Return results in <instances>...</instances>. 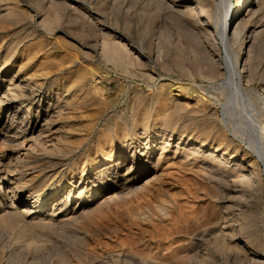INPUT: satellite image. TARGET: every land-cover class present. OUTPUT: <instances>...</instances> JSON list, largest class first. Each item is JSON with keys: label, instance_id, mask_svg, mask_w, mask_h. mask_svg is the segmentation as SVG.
Wrapping results in <instances>:
<instances>
[{"label": "rangeland", "instance_id": "obj_1", "mask_svg": "<svg viewBox=\"0 0 264 264\" xmlns=\"http://www.w3.org/2000/svg\"><path fill=\"white\" fill-rule=\"evenodd\" d=\"M236 1L0 0V264H264V0Z\"/></svg>", "mask_w": 264, "mask_h": 264}, {"label": "bare ground", "instance_id": "obj_2", "mask_svg": "<svg viewBox=\"0 0 264 264\" xmlns=\"http://www.w3.org/2000/svg\"><path fill=\"white\" fill-rule=\"evenodd\" d=\"M225 2L224 3H226V2H229V0H224ZM248 1L249 0H238V1H236V7L234 6V7H232V8H235L236 10H238V8H239V6L241 5L242 6V9H241V12H243L244 11V9H245V6H247L249 3H248ZM251 1H253V0H251ZM222 2V1H221ZM220 3V2H219ZM221 5H220V7H219V10H218V15L220 16V17H222L221 16V14H223L222 12H221V7L223 8V2L222 3H220ZM228 12H229V10H228ZM219 17V18H220ZM226 21L223 23V28L222 29H220L219 27H218V29L216 30L217 31V35H218V38L220 39V41H221V43L223 44V48H224V62H223V65H224V68H225V70H226V73H227V77H226V82H227V84L230 86V88H231V91L233 92V94L234 95H240V93H243L244 92V89L242 88V86H241V83H240V79H239V76H240V74H239V64L237 63V61H236V59H235V55H234V51H233V47H232V44H231V39L235 36V32H237V31H239L238 29L236 30L235 28V30L236 31H234V29H232L231 30V26H229V30H228V35L226 34ZM235 24V23H234ZM233 27H234V25H232ZM235 26H237L238 27V25H235ZM232 27V28H233ZM222 65V66H223ZM2 67V66H1ZM4 78V77H3ZM7 79V78H6ZM5 79V80H6ZM11 79V78H10ZM13 79V78H12ZM8 80V79H7ZM22 82V81H21ZM7 85H8V83H7ZM241 96V95H240ZM261 98V100H263V97H260ZM236 101V100H235ZM187 104V103H186ZM191 104V103H190ZM48 106V105H47ZM236 106V105H235ZM242 111V110H241ZM225 112V111H224ZM230 112V111H229ZM246 115V114H245ZM248 115V114H247ZM241 117V116H240ZM244 118H245V116H244ZM251 119V118H250ZM253 123H255V122H253ZM1 125V124H0ZM3 125H4V123H3ZM6 126H8L7 124H5ZM256 125V124H255ZM257 125H259V123H257ZM36 127V126H35ZM262 127V126H261ZM260 126H259V128H261ZM31 129V128H30ZM263 129V128H262ZM0 130H1V128H0ZM264 130V129H263ZM6 131V130H5ZM259 131V130H258ZM32 132V131H31ZM259 133V132H258ZM262 136V135H261ZM260 137V136H259ZM264 138V137H263ZM256 139V138H255ZM253 140V139H252ZM257 140V139H256ZM255 141V140H254ZM255 144V143H254ZM256 146V145H255ZM259 146V145H258ZM258 146L256 147V149L255 150H257V156H259V159L262 161V163H264V149H262V147L260 146L259 148H258ZM145 150V149H144ZM143 150V151H144ZM142 153V152H141ZM145 154V153H144ZM111 158V157H110ZM117 161V160H116ZM98 163V162H97ZM116 164V163H115ZM230 165V164H229ZM231 165H238V162H236V161H233L232 163H231ZM115 166V165H114ZM264 166V165H263ZM104 167V166H103ZM104 170V169H103ZM263 171V170H262ZM264 173V172H263ZM1 174V173H0ZM1 176V175H0ZM3 176V175H2ZM1 176V177H2ZM5 179V178H4ZM95 184H96V182H94ZM94 187V186H93ZM107 188H105V187H102V188H100L98 191H96V193H98V194H101V193H103V195L107 192ZM110 190V189H109ZM94 194V193H93ZM92 194V195H93ZM12 195H13V193H12ZM20 200V199H19ZM22 203V202H21ZM11 206V205H10ZM39 207V206H38ZM23 212V211H22ZM28 212L29 213H33L34 212V210H28ZM25 216V215H24Z\"/></svg>", "mask_w": 264, "mask_h": 264}, {"label": "built area", "instance_id": "obj_3", "mask_svg": "<svg viewBox=\"0 0 264 264\" xmlns=\"http://www.w3.org/2000/svg\"><path fill=\"white\" fill-rule=\"evenodd\" d=\"M262 111H264V96H263V101H262Z\"/></svg>", "mask_w": 264, "mask_h": 264}]
</instances>
